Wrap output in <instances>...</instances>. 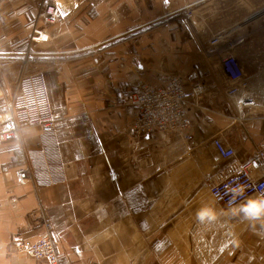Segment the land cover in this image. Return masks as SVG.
<instances>
[{
	"label": "crops",
	"instance_id": "obj_1",
	"mask_svg": "<svg viewBox=\"0 0 264 264\" xmlns=\"http://www.w3.org/2000/svg\"><path fill=\"white\" fill-rule=\"evenodd\" d=\"M55 2L50 25L41 18L48 0H0V130L20 81L43 75L66 177L48 187L20 181L44 141L39 126L0 142V264H47L18 245L48 233L62 264H264V226L209 195L228 165L264 149V65L241 53L248 87L230 93L239 84L208 53L216 0ZM36 28L51 41L33 40ZM176 75L204 87L188 105L190 129L135 135L132 94ZM215 138L236 157L223 160ZM202 206L217 218L198 221Z\"/></svg>",
	"mask_w": 264,
	"mask_h": 264
},
{
	"label": "built area",
	"instance_id": "obj_2",
	"mask_svg": "<svg viewBox=\"0 0 264 264\" xmlns=\"http://www.w3.org/2000/svg\"><path fill=\"white\" fill-rule=\"evenodd\" d=\"M41 18L50 25L58 23L60 11L55 0H48V7L41 14ZM32 39L48 43L51 41V35L47 31L36 28ZM230 50H234L233 45ZM221 65L226 76L239 84L230 91L231 94L238 93V88L248 87V83L244 81L243 68L235 54H223ZM203 93L202 85L196 84L188 89L180 76L171 77L166 83L142 84L140 89L131 96V103L138 111L133 125L134 134L144 137L155 132H187L192 126L188 105L191 101L199 99ZM26 124L39 126L44 141L38 149L28 152L27 165L18 171L20 181H33L43 187L64 183L65 170L55 136L57 120L47 81L43 75L26 77L20 81L19 93L11 103L1 126L0 142L18 141ZM185 141L190 142L191 137L186 135ZM213 143L223 160L228 161L236 157L235 149L227 146L222 139L215 138ZM258 168L264 169L263 148L258 149L253 158L247 162L228 165L226 177L210 187V197L216 204L231 209L228 205L230 197L225 194L228 188L243 185L244 198L255 197L264 192V178L257 180L254 176V171ZM18 251L47 264H62L54 239L49 233L35 241H21Z\"/></svg>",
	"mask_w": 264,
	"mask_h": 264
},
{
	"label": "rangeland",
	"instance_id": "obj_3",
	"mask_svg": "<svg viewBox=\"0 0 264 264\" xmlns=\"http://www.w3.org/2000/svg\"><path fill=\"white\" fill-rule=\"evenodd\" d=\"M225 26L219 27L215 32L210 30L209 34L211 39L208 48L210 58H216L218 56L222 58L223 54L231 53L240 59L241 53L248 54L254 52L262 59L261 65H264V56H262L264 54L261 53L264 52V23H246L243 20L239 23L225 24ZM216 40H219V43L213 45V42ZM232 45L234 46L233 51L230 50Z\"/></svg>",
	"mask_w": 264,
	"mask_h": 264
},
{
	"label": "bare ground",
	"instance_id": "obj_4",
	"mask_svg": "<svg viewBox=\"0 0 264 264\" xmlns=\"http://www.w3.org/2000/svg\"><path fill=\"white\" fill-rule=\"evenodd\" d=\"M225 21H223V20ZM245 20L246 23H264V0H216L213 12V29L223 27ZM204 28L201 26L197 32L200 47L203 45ZM219 43L214 41L213 45ZM259 53V52H258ZM264 54V52H261ZM264 56V55H262Z\"/></svg>",
	"mask_w": 264,
	"mask_h": 264
},
{
	"label": "clouds",
	"instance_id": "obj_5",
	"mask_svg": "<svg viewBox=\"0 0 264 264\" xmlns=\"http://www.w3.org/2000/svg\"><path fill=\"white\" fill-rule=\"evenodd\" d=\"M225 194L230 197L228 205L234 214L242 216L246 221L258 222L260 226H264V192L255 197L244 198L245 187L238 185L228 188ZM196 218L201 222L214 221L217 218V213L213 207L202 206L196 211Z\"/></svg>",
	"mask_w": 264,
	"mask_h": 264
}]
</instances>
